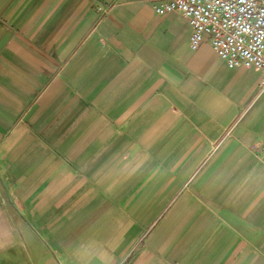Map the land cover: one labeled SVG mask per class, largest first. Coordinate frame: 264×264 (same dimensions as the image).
Here are the masks:
<instances>
[{
    "label": "crops",
    "instance_id": "obj_1",
    "mask_svg": "<svg viewBox=\"0 0 264 264\" xmlns=\"http://www.w3.org/2000/svg\"><path fill=\"white\" fill-rule=\"evenodd\" d=\"M157 0H0V264H264L261 72Z\"/></svg>",
    "mask_w": 264,
    "mask_h": 264
},
{
    "label": "built area",
    "instance_id": "obj_2",
    "mask_svg": "<svg viewBox=\"0 0 264 264\" xmlns=\"http://www.w3.org/2000/svg\"><path fill=\"white\" fill-rule=\"evenodd\" d=\"M155 9L185 16L193 49L208 38L230 68L258 69L264 91V0H157Z\"/></svg>",
    "mask_w": 264,
    "mask_h": 264
}]
</instances>
